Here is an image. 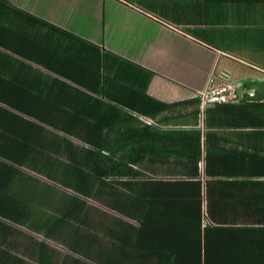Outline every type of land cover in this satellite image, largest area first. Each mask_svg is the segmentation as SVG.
Listing matches in <instances>:
<instances>
[{"label": "crops", "instance_id": "obj_1", "mask_svg": "<svg viewBox=\"0 0 264 264\" xmlns=\"http://www.w3.org/2000/svg\"><path fill=\"white\" fill-rule=\"evenodd\" d=\"M210 75L255 82L254 97L263 99L264 0H0V264H94L95 258L102 264H195L203 239H190L197 229L191 206L200 198L204 219L205 181L215 179L202 175L203 119L213 120L218 105L200 110L195 92ZM14 86L25 93L39 89L40 97L26 101ZM94 100L104 106L103 148L117 147V157L126 155V164L142 173L121 180L125 187L119 189L139 203V219L123 217L90 195L83 198L86 204L101 212L96 230L76 219L62 228L56 209L77 214L71 198L82 195L61 185L58 173L39 172L35 161L22 157L35 137L30 131L40 127L50 140L62 136L28 111L56 124L75 112L89 120L91 109L98 108ZM225 118L221 114L218 123L230 127L213 128L219 136L213 141L239 150L234 133L243 129ZM189 130L201 134L199 184H178L187 179L150 171L165 161L183 165L171 155L180 145L173 132ZM65 138L74 147L85 146ZM213 255L211 261L220 264L238 261L226 249Z\"/></svg>", "mask_w": 264, "mask_h": 264}, {"label": "trees", "instance_id": "obj_2", "mask_svg": "<svg viewBox=\"0 0 264 264\" xmlns=\"http://www.w3.org/2000/svg\"><path fill=\"white\" fill-rule=\"evenodd\" d=\"M31 59H36L35 61L38 62L35 56ZM253 84L255 82L245 84V86L250 87ZM13 90L18 92L19 88L14 86ZM39 91V89H32L25 93L23 88L19 90V95H26V101L33 99L34 102H37L40 97ZM97 94L105 97L104 92H97ZM257 99L254 102H241V104L240 101L225 104L216 103L218 105L213 109L216 110L213 120L208 115L203 119L205 131L202 139V175L209 177V180L213 177L215 179L205 181L204 219L201 213L200 198L195 200L191 206L195 207V210L190 211V216L197 229L191 231L190 239L198 241L199 235L203 239L201 255L200 246L196 247L198 249L196 256L198 257L195 264H220L211 260L216 258H213V254L218 256L222 249L238 256L236 258L238 261H232L230 264H264V96L261 101H257ZM94 104L98 108L91 109L92 117L89 118L88 116L89 120L75 112L69 118L62 117L60 119L63 121L62 124H56V120L53 119L39 117L37 111H28L40 123L60 131L62 136H56L50 140L47 132L43 135L40 134L42 131L40 127L39 131L33 133L30 131L29 133L36 138L34 137V140L29 142V146L27 143L24 144L28 148L23 150L22 157L35 161L36 166L33 169L39 172L47 170L46 172L58 173L61 185L82 195V198H71L74 204H71L70 208L75 207L77 214L69 212L68 207L56 209L57 211L60 210L57 220L61 223L62 228L69 220L74 221L76 219L75 221H78L79 226L84 223L94 224V230H96V225L101 223V212L86 204L83 198L90 195H92L93 201L109 207L123 217L135 219V221L139 219V203L131 196L124 195L119 189L125 187L121 180H131L136 176H141L142 173L126 164V161L123 160L126 155L121 160L117 157L119 152L117 147L116 149L103 148L102 130L104 129L105 112H102L101 108L104 106L99 107L102 102L97 100H94ZM221 114L226 118L228 117V122L229 118L231 121H236L235 125H232L233 127L243 129L234 133L238 139L239 150L230 147L224 149L222 146H217L216 142L213 141V138L219 137L217 134H213V128L216 126L220 128L230 127L226 121L218 123V117H221ZM30 128L38 127L31 123ZM245 128H249L250 131L244 130ZM15 129V138L18 139L21 132L19 127H15ZM173 134L179 139L180 145L177 148H181L172 150L171 155L180 157V163L183 165L169 166L168 162L165 161L162 163L164 166L149 168L150 171L155 175L168 174V176L175 175L187 179L185 182L178 181V184L187 181H194L199 184L196 179L200 176L197 166L201 153L199 148L200 131L189 130L179 133L173 132ZM65 137L76 139L85 146L74 147ZM36 145L40 151L35 150ZM12 152L4 151L6 154ZM54 155L60 157L61 160H56ZM43 160L47 164H37ZM53 160L57 161L54 165L50 163ZM235 176L253 177L255 179L251 182L245 181V179H227ZM210 185L217 187H209ZM202 221L204 224L201 234L199 228ZM116 222L121 221L118 219L111 220V223ZM220 241H235V244L231 243L225 248V245H219ZM83 255L86 258L92 256ZM93 262L94 264H102L98 258H95Z\"/></svg>", "mask_w": 264, "mask_h": 264}, {"label": "built area", "instance_id": "obj_3", "mask_svg": "<svg viewBox=\"0 0 264 264\" xmlns=\"http://www.w3.org/2000/svg\"><path fill=\"white\" fill-rule=\"evenodd\" d=\"M246 88L241 82L230 83L226 80L210 75L205 86L195 92L197 105L200 110L216 103L235 101L248 102L254 98V91Z\"/></svg>", "mask_w": 264, "mask_h": 264}, {"label": "rangeland", "instance_id": "obj_4", "mask_svg": "<svg viewBox=\"0 0 264 264\" xmlns=\"http://www.w3.org/2000/svg\"><path fill=\"white\" fill-rule=\"evenodd\" d=\"M253 79V78H252ZM255 80H259L260 78L259 77H256V78H254ZM253 79V80H254ZM257 83V82H256ZM247 89L249 88V86H245ZM251 87V86H250ZM251 89H253L252 91H254V93H255V90H257L258 88H256V86H254V87H251Z\"/></svg>", "mask_w": 264, "mask_h": 264}, {"label": "clouds", "instance_id": "obj_5", "mask_svg": "<svg viewBox=\"0 0 264 264\" xmlns=\"http://www.w3.org/2000/svg\"><path fill=\"white\" fill-rule=\"evenodd\" d=\"M256 97H254L252 100H254Z\"/></svg>", "mask_w": 264, "mask_h": 264}]
</instances>
